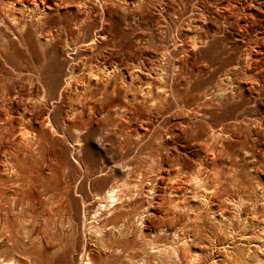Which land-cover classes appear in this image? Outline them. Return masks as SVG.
Returning <instances> with one entry per match:
<instances>
[{
	"label": "rangeland",
	"instance_id": "374dc122",
	"mask_svg": "<svg viewBox=\"0 0 264 264\" xmlns=\"http://www.w3.org/2000/svg\"><path fill=\"white\" fill-rule=\"evenodd\" d=\"M174 1L181 21L198 4L209 22L182 25L160 0L79 28L56 24L73 7L38 30L0 19V264H191L182 242L225 263L209 216L195 228L174 206L194 205L206 173L215 210L226 192L264 199V0ZM225 2L240 10L218 11ZM23 56L39 71L23 77ZM240 68L241 89L230 80L234 93L215 99L213 84ZM243 127L257 136L238 139ZM118 185L119 202L94 218L96 195Z\"/></svg>",
	"mask_w": 264,
	"mask_h": 264
},
{
	"label": "bare ground",
	"instance_id": "6f19581e",
	"mask_svg": "<svg viewBox=\"0 0 264 264\" xmlns=\"http://www.w3.org/2000/svg\"><path fill=\"white\" fill-rule=\"evenodd\" d=\"M150 1L152 0H0V19L3 21L7 20V22L10 21L9 24H11L12 27H16L18 29L21 27V29L24 31L28 28L42 29L41 25L43 24L44 18L48 14H58L60 9H64L66 11L65 8L73 7L75 12H73L71 18L65 20L63 19L64 21L60 20V22L56 24L58 25L57 27H63L64 29L68 28L70 25H73L75 28H79L90 23V21L92 22V20H95L93 18L96 16L98 19L102 18L103 22L104 18L106 19L107 16H110L112 13L116 14L119 12L125 15L142 13L145 9V6L149 5ZM169 1L175 2L174 0H160V5H163V10L168 7V9L164 10L166 14L172 13L174 17H178V21L176 20V22H179L182 25L195 26L199 28H203L209 22V20L206 18V7H203L202 5L199 6L198 4H194V8L190 11L189 15H187L186 18L181 21L180 16H184L186 14L184 5H182L181 9L177 8L178 10H176L173 8V6L169 7L170 4H172ZM178 2L181 4L182 0H178ZM219 5H221V7L217 9L221 12L235 7H231V4L227 3ZM235 8L237 11L240 10V8H237V6ZM219 17L221 19L220 21L223 23H228L226 21V17L220 15L217 16V19ZM24 58L25 56L22 57V62ZM103 70V74L107 78L111 77L110 72H108L106 68ZM38 71L39 70L36 66L27 64L26 61H24L18 69V72L21 73L23 77L26 76L27 72L34 73ZM223 75L224 76L222 78H219L213 84L212 96L217 100H225L230 94L232 95L234 93L235 88L232 86L233 84H231L230 80L239 81L243 76V69L240 68V70L237 72L233 69H226L223 72ZM129 78H133L131 74ZM86 79L89 81H95L100 79V76L99 74L91 73L86 77ZM238 81L235 82V86L236 89L240 90L241 85L238 84ZM68 82V84H70V79ZM222 83L225 89H221ZM213 105L215 106V103ZM125 113L126 112L123 111H118L116 113V115L120 117L118 121L131 126L129 121L122 119L123 114ZM245 130H247V127H243V132L238 134V139L246 140L247 138H254L257 136L253 130H251L249 134L245 133ZM25 135L24 137L22 136L23 139L26 137ZM260 167H263L264 169V164L261 163ZM208 175L209 174L207 173L196 174L193 178V181L196 184L195 187L198 190L197 192L200 193V197L194 202V205H188L187 199L183 198L181 203L180 201H178L176 204L174 203V209L179 208L178 211L176 210L177 213L182 217L186 216L187 223L193 225L195 228H199L200 217L209 216V222H207V224L210 229L207 233V236L208 239H210V243L214 241L216 242V240L221 241L218 244L221 246H218L220 248L217 250L223 253L225 262L224 264H245L248 262L249 264H264V199H260V202H250V196H248V200H245L242 198L243 195H241V197L232 199L226 192L224 195H222V206H220L221 209L215 210L214 204L210 203L212 197L210 196V193H207L208 190L204 188V186L209 184ZM122 193L123 185H118L116 187L107 189L103 194L102 199L100 195H96L99 202L97 203L95 211L93 212V217L98 218L101 215H104L105 211L114 208L119 202ZM261 194L264 196L263 188H261ZM247 209L249 214L244 218ZM257 214H261V216H258ZM211 216H213L214 220L211 218ZM230 216H232V218ZM248 234L251 236H248ZM228 239L233 240H231L230 243H227ZM209 241L207 240V242ZM188 247L189 245L184 242H182L177 247L179 248L181 258L185 260L184 262L187 263L188 261L191 264H204L205 258L202 253L205 251V247H203L204 249H199L200 253L187 252ZM174 252L177 253V249H175ZM82 260V264H91L90 258H88L87 255H85ZM8 264L15 263L9 262ZM209 264L221 263L220 260L212 258Z\"/></svg>",
	"mask_w": 264,
	"mask_h": 264
}]
</instances>
